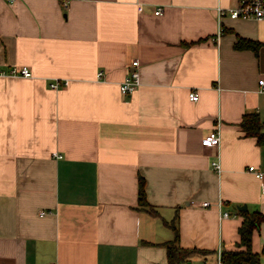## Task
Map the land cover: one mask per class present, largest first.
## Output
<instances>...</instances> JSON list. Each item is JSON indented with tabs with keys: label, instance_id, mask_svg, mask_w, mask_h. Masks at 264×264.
Listing matches in <instances>:
<instances>
[{
	"label": "crops",
	"instance_id": "obj_1",
	"mask_svg": "<svg viewBox=\"0 0 264 264\" xmlns=\"http://www.w3.org/2000/svg\"><path fill=\"white\" fill-rule=\"evenodd\" d=\"M68 1L0 0V67L33 74L0 77V264H168L171 223L208 252L183 264H221L239 208L264 215V144L241 128L259 114L264 134V46L235 49L264 22L220 18L241 0ZM252 249L264 264V223Z\"/></svg>",
	"mask_w": 264,
	"mask_h": 264
},
{
	"label": "trees",
	"instance_id": "obj_2",
	"mask_svg": "<svg viewBox=\"0 0 264 264\" xmlns=\"http://www.w3.org/2000/svg\"><path fill=\"white\" fill-rule=\"evenodd\" d=\"M263 43L254 42L244 38H238L235 49L252 50L258 52ZM242 130L248 137L258 139L259 144H264L263 124L259 114L246 115L241 123ZM145 181L141 179L139 185V204L142 209L150 210L147 201ZM152 211V210H151ZM154 214V212H152ZM244 221L239 228V243L236 250L223 251L222 264H260L261 254L253 252V234L264 223V215L260 212H241ZM175 232V240L166 244L168 264H183L196 254L207 255L208 252L199 249H184L179 244V232L174 223L168 224ZM264 253V251H263Z\"/></svg>",
	"mask_w": 264,
	"mask_h": 264
},
{
	"label": "built area",
	"instance_id": "obj_3",
	"mask_svg": "<svg viewBox=\"0 0 264 264\" xmlns=\"http://www.w3.org/2000/svg\"><path fill=\"white\" fill-rule=\"evenodd\" d=\"M8 1L12 3L14 0H8ZM63 3H64V7L68 8L69 1L63 0ZM138 10H139V12H142L144 10L143 6L139 5ZM227 14L233 20H255L258 22H264V0H241L239 2L238 6L234 9H230L228 11L223 10V9L219 10L220 18L224 17V15H227ZM155 15L156 16H162L163 15V9L158 8L155 11ZM223 33H224V31L221 28V30L219 31L218 37H221L223 35ZM132 66L134 69L129 72V74L127 75L124 82H122V84L120 85V92L123 96H126V97L133 96L139 90V88L142 85L141 74L138 71L139 62H137V61L133 62ZM9 76H13V77L21 76L23 78H32L33 74H32L29 67H22L19 69L15 68L10 72H7L0 67V77H9ZM103 76H104L103 73H100L98 75L99 79H102ZM62 85H67V84H66V82L61 83V82L57 81V82H54L53 84H51L50 87L53 90H58ZM259 85L264 90V80L259 81ZM198 99H199L198 94L196 92H192L191 93V100L192 101H198ZM220 143H221V133L219 130L212 132L210 135H208L202 141V145L204 148H218L220 146ZM55 157H57V159L63 158L61 155H57V154H55ZM213 168L218 173H221V171H222L219 162H214ZM250 171L254 172L258 178L263 177L262 174L256 172L255 168H250ZM209 205H210L209 203H205L203 206L209 207ZM228 217H230L229 213L223 214V218H228ZM51 264H57V263H51ZM221 264H222V262H221Z\"/></svg>",
	"mask_w": 264,
	"mask_h": 264
},
{
	"label": "water",
	"instance_id": "obj_4",
	"mask_svg": "<svg viewBox=\"0 0 264 264\" xmlns=\"http://www.w3.org/2000/svg\"><path fill=\"white\" fill-rule=\"evenodd\" d=\"M239 211H241V212H247V207L246 206L240 207L239 208Z\"/></svg>",
	"mask_w": 264,
	"mask_h": 264
}]
</instances>
